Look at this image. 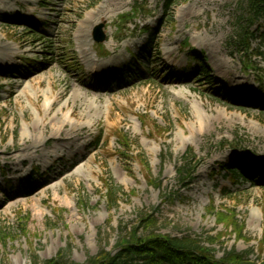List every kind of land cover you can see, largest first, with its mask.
Listing matches in <instances>:
<instances>
[{
  "label": "rangeland",
  "instance_id": "obj_1",
  "mask_svg": "<svg viewBox=\"0 0 264 264\" xmlns=\"http://www.w3.org/2000/svg\"><path fill=\"white\" fill-rule=\"evenodd\" d=\"M165 1L124 0L100 17L104 0H0V66L9 67L0 72V264L43 263L60 251L78 264L114 255L134 228L145 234L141 212L156 222L149 232L196 238L216 259L235 249L264 260L261 178L243 180L223 168L240 157L243 166L264 169V112L235 102L264 99V48L255 35L245 55L232 39L244 0H176L170 16ZM85 21L89 29L79 32ZM98 24L106 36L101 53L92 39ZM188 51L203 53L207 77L180 79L189 63L197 66ZM248 61L254 70L245 69ZM93 63L109 66L98 72ZM223 86L234 100L217 95ZM46 109L90 122L76 156L6 164L2 152L13 153L22 135L48 148ZM190 151L196 173L184 187L176 171ZM79 160L82 173L63 174ZM107 183L119 190L112 202ZM227 210L244 239L217 223L216 212Z\"/></svg>",
  "mask_w": 264,
  "mask_h": 264
},
{
  "label": "trees",
  "instance_id": "obj_2",
  "mask_svg": "<svg viewBox=\"0 0 264 264\" xmlns=\"http://www.w3.org/2000/svg\"><path fill=\"white\" fill-rule=\"evenodd\" d=\"M176 0H167L165 2V15L170 16V11ZM246 3L245 13L237 18L235 26L240 29L239 33L233 36L235 46L240 48V52L247 54L251 50V39L254 34L250 29L259 21L264 19V0H244ZM125 19V16H121ZM244 23V27L240 24ZM260 46L264 48V31L258 35ZM259 56L262 54L258 51ZM203 54L196 56L194 61L197 66L189 65L187 73L201 79L207 76V71L203 68L205 58ZM202 59V60H201ZM201 60V61H200ZM245 69L254 70L250 61L245 65ZM257 105L264 106V99L255 98ZM120 144L124 151H131V144L126 136H120ZM197 163L192 152L184 155L180 166L177 168L176 174L182 181H186L183 186L186 187L192 180V176L196 170ZM227 171H230L243 179H248L245 176L252 172L251 166L244 168H230L225 166ZM249 180V179H248ZM250 181H254L250 179ZM107 199L114 201L119 190L113 189L107 183ZM142 213V212H141ZM139 214L138 229L145 231L143 236L138 235L137 228H134L127 237L120 239L116 245L117 252L114 255L100 252L97 256L89 258L85 264H264V260L259 258L257 261H252L248 258L249 253H238L235 249L225 251L222 258L216 259L212 256L211 250L205 248L198 239L190 236L187 237H169L155 235L149 230L156 224L152 215L145 213ZM216 221L223 227H230L236 235V239H244L243 228L240 226L235 216L231 211L216 212ZM38 261V260H37ZM37 263V262H36ZM4 264V263H3ZM35 264V263H34ZM38 264H78L70 261L66 251H60L54 258Z\"/></svg>",
  "mask_w": 264,
  "mask_h": 264
},
{
  "label": "bare ground",
  "instance_id": "obj_3",
  "mask_svg": "<svg viewBox=\"0 0 264 264\" xmlns=\"http://www.w3.org/2000/svg\"><path fill=\"white\" fill-rule=\"evenodd\" d=\"M121 2L123 4L124 0H104L98 12L99 16H104L106 13L105 11L108 7L114 4L115 6H117ZM89 19H91V17ZM79 29L81 30H78L79 32H85L86 29H89V24L87 23V21L82 22V25L79 26ZM78 42L80 43V41ZM87 61L89 63L91 62L90 60ZM108 66L109 65L106 64L100 68L99 66H96L95 63H93L91 65V68L93 69V71L97 70L98 72H101ZM99 77H103V75H100ZM47 110L48 109H46L45 112H49ZM60 111L61 109H59V112ZM49 113L51 114V111ZM73 115L74 112H70L69 117L71 118ZM78 115L80 119H82L83 113L79 112ZM45 123L46 124L43 123L44 125L41 132V136L44 138V146L49 144L48 148L45 151L39 149L35 145V141H30L29 139L27 140V138L25 139V136L22 135L21 140L24 141L19 146L14 148V154L11 151L7 152L6 150L2 152L1 155L3 156V161L6 164L12 166L19 164L22 165L26 163L31 166L34 161L33 159H35L36 157H42L44 162L51 161L54 158L72 160L79 151V148L83 145L84 138H82L80 131L84 130L87 125L89 126L90 122H71L67 120L65 116H60L58 113H52L51 115L48 114V118ZM32 124L34 126V130H32V133L34 134L33 136L36 137L35 132L38 128H36L37 125L34 122H32ZM45 168L48 169L47 166ZM85 168L86 166H84V164L81 165V160L73 161L69 165L66 172H64L63 174L68 173L71 174V176H78L84 171ZM12 171L15 176L23 174L25 172V170L22 169H14Z\"/></svg>",
  "mask_w": 264,
  "mask_h": 264
},
{
  "label": "water",
  "instance_id": "obj_4",
  "mask_svg": "<svg viewBox=\"0 0 264 264\" xmlns=\"http://www.w3.org/2000/svg\"><path fill=\"white\" fill-rule=\"evenodd\" d=\"M102 29H103V25L101 24L95 28L93 33L94 40L98 43H103L105 40V35L102 32Z\"/></svg>",
  "mask_w": 264,
  "mask_h": 264
}]
</instances>
